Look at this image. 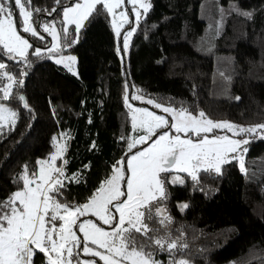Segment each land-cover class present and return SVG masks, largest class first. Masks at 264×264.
Masks as SVG:
<instances>
[{
	"label": "trees",
	"instance_id": "16d2710c",
	"mask_svg": "<svg viewBox=\"0 0 264 264\" xmlns=\"http://www.w3.org/2000/svg\"><path fill=\"white\" fill-rule=\"evenodd\" d=\"M151 4L133 35L128 57L120 49L109 13L98 6L71 47L78 77L45 54L29 52L30 66L7 61L17 78L20 72L27 73L23 87L13 93L24 95L32 111L15 99L4 101L18 112V119L14 129L5 125L0 130V199L16 190L13 181L24 165L31 174L39 167L38 159L55 152L56 137L67 144L68 163L60 161L59 166L67 175L79 173L82 178L68 184L65 197L84 203L110 174L111 165L131 154L121 139H131L133 132L123 100L125 85L133 103L131 97L140 94L165 106L202 109L214 121L242 126L264 122V0H151ZM33 5L49 11L55 6L53 0H33ZM57 13L41 12L34 18L40 24L55 20ZM4 83L0 81V87ZM245 167L247 174L233 160L220 174L202 171L198 182L186 175L183 185L169 187L165 203L173 218L172 235L182 236L188 245L174 252L177 260L264 264V138L250 142ZM183 203L188 207L181 211L178 205ZM155 258L163 264L171 259L168 252Z\"/></svg>",
	"mask_w": 264,
	"mask_h": 264
},
{
	"label": "snow or ice",
	"instance_id": "6c2138e0",
	"mask_svg": "<svg viewBox=\"0 0 264 264\" xmlns=\"http://www.w3.org/2000/svg\"><path fill=\"white\" fill-rule=\"evenodd\" d=\"M53 2L55 6L49 11L34 6L33 0H0V81H6L0 87V130L9 124L14 129L18 119V112L4 101L15 99L22 102L24 109L32 111L24 95L13 93L14 88L23 87L27 73L20 72L17 78L8 70L7 61L30 66L29 49L37 57L43 54L41 48H34L17 30L18 24L23 33L43 41L34 16L41 12L51 16L60 8L57 15L65 26L58 30L55 22L42 24L43 32L53 41L47 47L48 58L57 57L56 64L74 72L76 57L65 56L63 51L77 42L84 21L99 11L98 6L112 15L117 37L121 24L129 22L126 10L119 13L120 23L116 19V9L122 8L125 0ZM128 3L137 24L142 16L140 9L146 16L151 7L146 0H128ZM66 25H74L73 33L77 35H70ZM133 31L134 28L124 37L125 50ZM125 89L123 100L131 113L132 130L142 133L131 139L121 137L127 142V152L132 154L126 160L122 157L114 162L110 174L92 195L84 203H76L67 200L65 192L68 184H78L82 178L79 173L69 176L64 167L56 165L58 159L64 165L68 163L63 159L67 144L53 137L55 152L46 159H38L39 167L31 174L28 165H24L13 181L16 190L0 199V264H35L37 259H41V264H97V259L81 260V256L98 258L103 264H163L155 258L159 252L169 253L168 264H189L174 255L188 245L182 242V236L172 235L173 218L165 203L169 198L166 185H183L185 179L181 173L193 182H198L200 171L220 174L222 166L234 159H238L240 170L247 174L244 159L247 148L243 146L257 136L264 138V122L242 126L214 121L202 109L190 111L186 107L165 106L140 94L131 97L167 115L157 114L148 108H134L129 103L127 85ZM217 130H226L231 135L217 134ZM61 136L69 138L66 133ZM149 140L148 147L132 152ZM178 207L183 211L188 205ZM84 217L97 219H81Z\"/></svg>",
	"mask_w": 264,
	"mask_h": 264
},
{
	"label": "rangeland",
	"instance_id": "374dc122",
	"mask_svg": "<svg viewBox=\"0 0 264 264\" xmlns=\"http://www.w3.org/2000/svg\"><path fill=\"white\" fill-rule=\"evenodd\" d=\"M80 2H82V0H80ZM146 2L149 3V4H151V0H146ZM151 7H152V4H151ZM151 7L149 8L148 12L150 11ZM131 9H132V5L128 3V0H125V4L122 6V8L116 9V12H117V17H116V19H117V23H120L119 13H120L121 11L126 10V11H127L128 18H129V22L121 24V27H120V36H119V37L116 36L115 27L113 26V22H112V21H113V17H112L111 14H109V15H110V18H111V23H112V27H113L114 35H115V37H116V39H117V41H118V43H119V46H120V49H121L122 53H124L127 57L129 56V53H130L131 42H132L133 35H134V33H135L136 29H137V26L139 25V23H138V24L136 23L134 13L131 11ZM140 11H141V13H142V16H141V19H140V21H141V20L145 17V15H143V10H142V9H140ZM148 12H147V13H148ZM61 18H62V17L59 16V17H57L55 20H51V21H49V22H55V23H56V27H57V29L59 30V29H61L63 26H65V25H61V24H60L59 21L61 20ZM87 21H88V20H85V21H84L83 26L81 27V29H80V31H79V33H78V39H77V42H75L74 44L78 43L80 33H81V31L83 30V28L85 27V24H86ZM140 21H139V22H140ZM43 23H48V22H43ZM43 23H40V24H39L40 26H38V31L40 32L41 35L44 36V40H43V41H40L37 37H32V36H30V35L27 34V33H23V32H22V29H21L20 26H19V24L17 25V30L20 31L21 34H22L23 36H25V38H27V39L29 40V42H30L31 44H33V47L35 48V47H37V46H34V43L30 40V37H32V38H33V39H34V40H35V41L41 46V47H39V48L42 49L43 54L47 55V57H48L47 47L50 46V45L53 43V41H52V37H51V36H49L47 33H44V32H43V28H42V24H43ZM130 25H132V27H130ZM66 26H67L68 29H69V34H70V35H77V34L73 33V28L75 27L74 25H66ZM133 28L135 29V31H133L132 36L129 38V41H128V43H129V47H128V49L125 50V49L123 48V46H122V45H123V41H124V37H125V36L127 35V33H128L130 30H132ZM28 35H29V36H28ZM74 44H73V45H74ZM45 47H46V48H45ZM29 52H33L32 49H29ZM63 55H65V56H67V55H72V56H75V57H76V55L71 51V48H66L65 51H64V53H63ZM56 58H57V57H53L52 59H49V60H50L52 63H54L56 66L62 68L65 72H67V73L70 74L71 76H73V77H78L77 57H76V61H75L74 66H73V67H74V72H70V71H69L67 68H65L62 64H56V63H55V59H56ZM145 99H148V98H145ZM135 101H136L135 103L129 101V103H131V104L133 105L134 108H148L149 110L156 111L157 114L167 115V114L162 113V112H161L160 110H158V109H154L152 105H148V104H146V103H144V102H142V101H138V100H135ZM13 110H14V109H13ZM14 111H15V110H14ZM9 125H10V124H9ZM225 131H226V130H225ZM217 132H219V130H217ZM140 134H142V133H138V132L133 131V132H132V136H131V138H132V137H136V136H138V135H140ZM224 134L231 135V133H224ZM257 137H259V136H257ZM237 138H242V137H237ZM259 138H261V137H259ZM152 139H155V137H153ZM253 139H254V138H253ZM253 139H251L250 142H251ZM61 143H64V142H61ZM150 143H151V140H149L148 143H146V144L138 145L137 148H135V149L132 150V152H136V151L141 150L142 148H146V147H148V145H149ZM249 144H250V143H249ZM249 144L243 146V147H246V148H247V153L244 154V159H246V156H247V154H248ZM136 149H137V150H136ZM134 150H136V151H134ZM131 154H132V153H131ZM131 154H130V155H131ZM130 155H129V156H130ZM127 158H128V157H127ZM127 158H126V159H127ZM63 159H65V153H64ZM126 159H125V160H126ZM234 160H238V159H234ZM60 161H61V160H59V159L56 161V165H57L58 167H60V166H59V162H60ZM232 161H233V160H232ZM125 171L127 172V169H125ZM200 172H202V171H200ZM200 172H199V173H200ZM209 172L214 173V174H217V173H215L214 171H209ZM180 175L185 179V176H186L187 174H183V173H181ZM198 175H199V174H198ZM170 186H177V185H166L167 191L169 190V187H170ZM183 204H187V203H183ZM184 210H185V209H184ZM85 218H87V219H93V220H96V219H97V218H95V217H84V218H81V219H85ZM103 226H104L106 229H108V226H106V225H103ZM77 235L82 236V234L79 233V232H77ZM80 259H81V260H85V259H97V264H103V262L99 261L98 258L81 256Z\"/></svg>",
	"mask_w": 264,
	"mask_h": 264
}]
</instances>
